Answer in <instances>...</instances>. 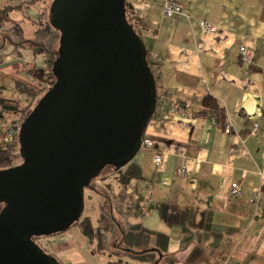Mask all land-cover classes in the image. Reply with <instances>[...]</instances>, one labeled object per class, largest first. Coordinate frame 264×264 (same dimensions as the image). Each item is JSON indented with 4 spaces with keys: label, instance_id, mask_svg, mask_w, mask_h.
<instances>
[{
    "label": "crops",
    "instance_id": "1",
    "mask_svg": "<svg viewBox=\"0 0 264 264\" xmlns=\"http://www.w3.org/2000/svg\"><path fill=\"white\" fill-rule=\"evenodd\" d=\"M53 1L0 0V70L16 92L28 89L26 80H41L35 71L41 70L47 24L42 14ZM181 3L184 14L167 18L163 0H126L160 64L161 88L144 131L153 147L141 148L116 173L106 170L113 195L92 202L120 227L122 239L112 247L125 255L103 254L98 233L93 251L72 227L45 240L64 264H264V0ZM242 45L255 53L251 64L240 58ZM207 95L225 108L230 132L215 118L195 116ZM180 106L190 109L188 118L170 112ZM159 152L163 162L157 165ZM178 168L189 175H177ZM236 182L241 193L235 197Z\"/></svg>",
    "mask_w": 264,
    "mask_h": 264
},
{
    "label": "water",
    "instance_id": "2",
    "mask_svg": "<svg viewBox=\"0 0 264 264\" xmlns=\"http://www.w3.org/2000/svg\"><path fill=\"white\" fill-rule=\"evenodd\" d=\"M56 84L22 122V163L0 170V264H61L32 239L65 232L85 189L131 162L157 108L147 48L126 0H54Z\"/></svg>",
    "mask_w": 264,
    "mask_h": 264
},
{
    "label": "rangeland",
    "instance_id": "3",
    "mask_svg": "<svg viewBox=\"0 0 264 264\" xmlns=\"http://www.w3.org/2000/svg\"><path fill=\"white\" fill-rule=\"evenodd\" d=\"M43 28L41 29V70H36V76L41 77V80L37 81V84L26 80L25 82L28 85V89L25 90H18L17 92L14 90L16 87V84L14 85L11 78L6 75V73H1L4 71V69L0 70V97L1 96H8L10 98L15 97V99H18L20 103L28 104L32 101V99L36 100L34 102V106L36 105L37 101L44 95V93L52 86L53 79L51 77V66H50V60L48 61V52L50 51H58L60 48V40H61V34L58 30H56L52 25L50 24V21L47 22V24H43ZM1 57V56H0ZM19 81H23L20 77ZM31 88V89H30ZM14 95V96H12ZM20 118V114L16 112H7L0 110V126L5 123V121H9L8 123H11V121H15ZM110 169V166H107L103 169V171L100 172V174L93 179L92 181V190L91 189H85V209L82 214L81 218H87L91 217L92 224L95 225V227L100 226V229L97 230L98 233V244L96 245L97 248L101 250V252L105 255H110L111 257H121L120 255H125L124 252L113 250V245L120 242V238L122 239V236H120V227L116 225L115 223H112L111 230L109 232H105L102 229V222H101V213L105 212L102 208H95L94 204L97 203L98 200H100V197L104 199L108 198V196L113 195L112 188L110 184L113 182L111 179H107L104 174L106 170ZM115 170V171H114ZM118 169L113 168V172L116 173ZM103 172V173H102ZM109 189V192H108ZM92 202H95L92 204ZM1 209V205H0ZM118 231V232H117ZM46 237L40 238V245H43L46 248ZM125 246L127 247L128 242H125Z\"/></svg>",
    "mask_w": 264,
    "mask_h": 264
},
{
    "label": "trees",
    "instance_id": "4",
    "mask_svg": "<svg viewBox=\"0 0 264 264\" xmlns=\"http://www.w3.org/2000/svg\"><path fill=\"white\" fill-rule=\"evenodd\" d=\"M52 3L53 2H51V4H49L46 7V9L43 11L42 19L45 22L50 21V17H51L50 9H51ZM127 19H128V22L131 24V26L136 31L137 35L143 39V36H142L143 34H142L141 29L139 28L137 22L133 18L130 17L128 10H127ZM47 55L49 58L48 60H50V66H51V74L50 75L53 79L52 86L50 87V88H52L56 84V77L53 74V66H54L55 60L58 57V51H50V52H48ZM147 63H148L149 71L153 74L154 78L156 79L155 88H156V92H157V103H158L159 102L158 91L161 88L160 87V81H159L160 64L158 63L157 60H155V58H153L152 54L150 53V51L148 49H147ZM48 90L37 101V103L47 94ZM34 102L31 101L28 104H23L17 100H12V99H8V98L0 97V110L7 111V112L19 113L20 118L17 119L16 121H13V122H23L26 119V117L32 112V110L35 108V106L37 105V103H36V105L34 106ZM195 116L196 117H203V118H215L217 125H219L220 127H224V124L226 121L225 108L222 107L219 104L218 100L215 97H213L212 95H207L204 98L203 104H202V109L197 114H195ZM143 137H145V136H143ZM13 166L14 165H13L11 158H10L9 154L7 153V151L0 148V170H8V169H11ZM110 168H114V167L110 166ZM87 189H91V190L93 189L92 188V182L87 187ZM101 222H102L101 223L102 229L105 232H109V230L111 228L112 220L107 215L102 214L101 215ZM72 227H78L82 231L83 235L87 238L89 245L91 247H93V251H95L96 248H94V244H95V241L97 238V230L94 227V225L92 224V221L89 218H84V219L81 218L79 221L75 222L70 228H72ZM69 229H67V230H69ZM60 233H62V232H60ZM60 233H56V234H60ZM56 234H54V235H56ZM40 238H42V237H35L32 240L36 244H38L44 250L45 253L54 257L57 261L61 262V264H64L59 258H57L53 254H51L47 250V248H45L43 245H40ZM109 264H123V262L120 260L117 262H109Z\"/></svg>",
    "mask_w": 264,
    "mask_h": 264
},
{
    "label": "built area",
    "instance_id": "5",
    "mask_svg": "<svg viewBox=\"0 0 264 264\" xmlns=\"http://www.w3.org/2000/svg\"><path fill=\"white\" fill-rule=\"evenodd\" d=\"M163 13L167 18H177L184 14L183 5L181 0H163ZM201 25L209 30L213 31L215 26L207 22H201ZM240 58L242 62L246 64H251L254 58V51L249 47L242 45L239 48ZM161 105L163 103H160ZM164 105V104H163ZM171 113L177 114L182 118H188L190 115V109L186 106L173 107L170 110ZM22 122H11V123H3L0 126V148L6 150L9 154L11 161L13 163V167L18 166L22 163V158L20 155V145H19V133ZM231 124L228 120L225 121L224 130L226 132L231 131ZM259 125L254 124L252 127L251 134L257 136L259 133ZM153 147V142L151 139L144 137L142 140L141 148H150ZM163 162V153L159 152L156 154L155 163L157 165ZM176 174L182 177H186L189 175V170L186 168H178ZM241 193V184L236 182L232 184L231 187V195L239 196Z\"/></svg>",
    "mask_w": 264,
    "mask_h": 264
},
{
    "label": "bare ground",
    "instance_id": "6",
    "mask_svg": "<svg viewBox=\"0 0 264 264\" xmlns=\"http://www.w3.org/2000/svg\"><path fill=\"white\" fill-rule=\"evenodd\" d=\"M49 61V60H48ZM56 61V60H55Z\"/></svg>",
    "mask_w": 264,
    "mask_h": 264
}]
</instances>
